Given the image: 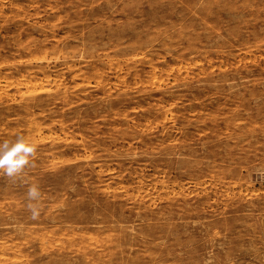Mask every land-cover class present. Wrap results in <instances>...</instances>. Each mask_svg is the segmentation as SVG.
Listing matches in <instances>:
<instances>
[{
  "label": "rangeland",
  "instance_id": "rangeland-1",
  "mask_svg": "<svg viewBox=\"0 0 264 264\" xmlns=\"http://www.w3.org/2000/svg\"><path fill=\"white\" fill-rule=\"evenodd\" d=\"M17 134L0 264H264V0H0Z\"/></svg>",
  "mask_w": 264,
  "mask_h": 264
},
{
  "label": "clouds",
  "instance_id": "clouds-1",
  "mask_svg": "<svg viewBox=\"0 0 264 264\" xmlns=\"http://www.w3.org/2000/svg\"><path fill=\"white\" fill-rule=\"evenodd\" d=\"M37 148L36 142L23 134H17L14 140L0 142V176L12 183L24 182L25 170L33 166ZM260 174L264 175V172ZM42 198L40 185L35 182L28 184L25 193L26 209L32 220H37L41 215Z\"/></svg>",
  "mask_w": 264,
  "mask_h": 264
}]
</instances>
